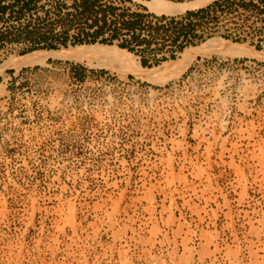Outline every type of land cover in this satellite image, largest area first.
Masks as SVG:
<instances>
[{"label": "rangeland", "instance_id": "1", "mask_svg": "<svg viewBox=\"0 0 264 264\" xmlns=\"http://www.w3.org/2000/svg\"><path fill=\"white\" fill-rule=\"evenodd\" d=\"M150 1L104 3L147 15V36L153 16L173 17ZM33 15L23 24L45 13ZM195 22L211 37L157 65L174 25L146 67L107 45L154 79L101 57L20 65L80 45H0V264H264V0H229Z\"/></svg>", "mask_w": 264, "mask_h": 264}, {"label": "trees", "instance_id": "2", "mask_svg": "<svg viewBox=\"0 0 264 264\" xmlns=\"http://www.w3.org/2000/svg\"><path fill=\"white\" fill-rule=\"evenodd\" d=\"M228 1L215 0L206 7L188 11L179 17L153 16L154 22L145 25L147 36H144L142 27L147 15L139 12H123L118 15V8L104 3V0H49L50 9H46L41 0H0V20L10 15L20 23L19 27L13 26L5 32L0 29V45L21 44L23 47L19 54L25 55L40 49L58 50L61 47L97 43L117 44L119 48L139 55L142 66L146 67L149 66L146 50L152 46L155 35L160 34L167 24L174 25L177 35L172 39L170 48L165 51L158 49V54L162 56L158 58L156 54L150 58L157 65L168 59H176L186 48L197 46L211 37L196 33L195 20L201 21L223 10ZM40 11L45 13L43 18L39 16L37 21L33 20L36 23L29 21L23 24L25 17L34 16ZM184 21H189L188 27H179ZM58 30L60 33L55 34ZM70 31H76L77 34L71 36ZM15 32L19 35L12 36ZM222 36L228 38L226 34Z\"/></svg>", "mask_w": 264, "mask_h": 264}, {"label": "bare ground", "instance_id": "3", "mask_svg": "<svg viewBox=\"0 0 264 264\" xmlns=\"http://www.w3.org/2000/svg\"><path fill=\"white\" fill-rule=\"evenodd\" d=\"M215 0H192L186 1L183 3H176L171 2L169 0H151L149 5L151 10L154 11L156 14L162 15H181L185 14L188 11H193L196 9L203 8ZM216 50L223 51V53H227L231 56H242V55H252V53L248 49L239 48L237 46H223L222 44L215 47ZM205 49V48H204ZM221 49V50H220ZM192 55L187 54L184 58L183 63L184 65L187 64V61ZM87 57H101L107 60H115V61H123L130 65L131 69L134 70L138 76L143 78H152L154 79L155 76L152 73H148L146 69L142 68L138 63L134 62V56L128 53L125 50H121L114 46H103V45H86V46H78L75 48H71L68 50H62L59 52H44L38 53L34 55H30L22 59L20 65H35L39 63H43L47 58H62V59H83ZM183 65V67H185ZM157 74H163L161 71L163 69L158 68L156 69ZM168 72V71H167ZM160 74V75H161ZM166 74V73H164ZM158 77V76H156ZM147 79V80H148Z\"/></svg>", "mask_w": 264, "mask_h": 264}, {"label": "water", "instance_id": "4", "mask_svg": "<svg viewBox=\"0 0 264 264\" xmlns=\"http://www.w3.org/2000/svg\"><path fill=\"white\" fill-rule=\"evenodd\" d=\"M86 45H96V44H86ZM86 45H80V46H86ZM98 45H101V44H98ZM103 46H107V45H103Z\"/></svg>", "mask_w": 264, "mask_h": 264}, {"label": "built area", "instance_id": "5", "mask_svg": "<svg viewBox=\"0 0 264 264\" xmlns=\"http://www.w3.org/2000/svg\"><path fill=\"white\" fill-rule=\"evenodd\" d=\"M236 61L239 62L240 60L237 59Z\"/></svg>", "mask_w": 264, "mask_h": 264}]
</instances>
